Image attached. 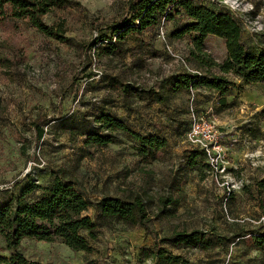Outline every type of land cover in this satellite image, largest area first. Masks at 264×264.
Instances as JSON below:
<instances>
[{
    "label": "rangeland",
    "instance_id": "1",
    "mask_svg": "<svg viewBox=\"0 0 264 264\" xmlns=\"http://www.w3.org/2000/svg\"><path fill=\"white\" fill-rule=\"evenodd\" d=\"M129 1L68 0L44 17L66 42L23 22L0 23V206L30 180L48 186L60 177L93 202L139 198L146 207L147 227L112 222L91 242L92 253L36 241H24L23 252L44 264H264L252 241L264 232V84L231 87L225 96L208 88L173 93L170 77L207 72L188 38H171L189 22L182 16L105 53L106 42H97L127 17ZM241 1L253 9L242 40L264 49V0ZM206 50L217 62L227 57L221 39L210 37ZM192 108L215 124L212 158L191 159L198 149L187 136ZM102 113L161 136L165 148L148 160L123 132L112 144H87L85 132ZM194 231L221 241L208 251L176 242V232Z\"/></svg>",
    "mask_w": 264,
    "mask_h": 264
},
{
    "label": "trees",
    "instance_id": "2",
    "mask_svg": "<svg viewBox=\"0 0 264 264\" xmlns=\"http://www.w3.org/2000/svg\"><path fill=\"white\" fill-rule=\"evenodd\" d=\"M67 5L68 0H0V23L23 22L44 36L66 42L62 28L48 25L44 17ZM127 5V17L113 34H103L97 42H106L107 54L120 53L121 43L128 36L142 34L161 21H172L177 16L189 20L171 38H188L192 44L191 57L198 68H205L207 72L185 71L170 77L167 83L173 93L208 88L225 96L231 87L241 89L244 85L264 84V49L243 42V24L229 10L215 3L192 0H130ZM210 37L224 41L227 57L221 63L206 50ZM213 68L220 73H210ZM96 120L99 126L85 132L87 144L106 146L116 141L115 132H123L135 143L138 154L148 160L154 159L167 144L161 136L144 135L113 115L102 113ZM200 155L206 157L202 150L191 151V159ZM145 211V204L139 198L102 196L93 202L74 181L56 177L50 185L41 186L30 180L18 196L0 206V264H44L25 255L24 241L59 242L75 252L92 253L91 242L112 222L147 227ZM174 237L179 244L203 251L221 241L216 234L209 237L200 231L176 232ZM252 241L264 253V232H254Z\"/></svg>",
    "mask_w": 264,
    "mask_h": 264
},
{
    "label": "built area",
    "instance_id": "3",
    "mask_svg": "<svg viewBox=\"0 0 264 264\" xmlns=\"http://www.w3.org/2000/svg\"><path fill=\"white\" fill-rule=\"evenodd\" d=\"M201 3H215L229 10L244 25V19L253 11L252 8L244 9L241 0H192ZM190 130L188 140L192 146L205 152L206 156L212 158L211 149L219 148L218 136L215 134L214 122L205 115H198L195 109L190 111Z\"/></svg>",
    "mask_w": 264,
    "mask_h": 264
}]
</instances>
